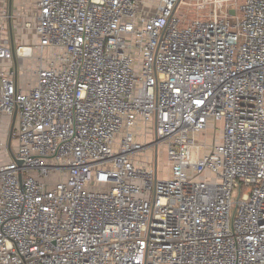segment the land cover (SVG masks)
Returning <instances> with one entry per match:
<instances>
[{
  "label": "built area",
  "instance_id": "obj_1",
  "mask_svg": "<svg viewBox=\"0 0 264 264\" xmlns=\"http://www.w3.org/2000/svg\"><path fill=\"white\" fill-rule=\"evenodd\" d=\"M37 7L0 27V264H264V0Z\"/></svg>",
  "mask_w": 264,
  "mask_h": 264
},
{
  "label": "rangeland",
  "instance_id": "obj_2",
  "mask_svg": "<svg viewBox=\"0 0 264 264\" xmlns=\"http://www.w3.org/2000/svg\"><path fill=\"white\" fill-rule=\"evenodd\" d=\"M13 7H12V19H0V27L3 26L4 29L2 31L4 32V35L7 39H10L11 32L10 27L13 28V35L14 38H16L20 43L24 44H34L36 36L33 29H29L26 27L27 23L32 25L33 27L37 24V13H38V0H12ZM154 2L157 4L158 0H154ZM10 5V0H4V9L1 10L0 14L3 15L4 13H8ZM190 17H198L197 12L194 10L190 13ZM151 134H147L146 137H142L141 140L144 142L145 139L149 140ZM215 141L219 140V135L214 134V131H208L207 136L205 138H199V142L207 143L210 145H213ZM165 162L163 160V156L159 155V163ZM167 174V175H166ZM160 176H168V171L163 170L161 168L160 170Z\"/></svg>",
  "mask_w": 264,
  "mask_h": 264
},
{
  "label": "water",
  "instance_id": "obj_3",
  "mask_svg": "<svg viewBox=\"0 0 264 264\" xmlns=\"http://www.w3.org/2000/svg\"><path fill=\"white\" fill-rule=\"evenodd\" d=\"M12 6H13V2H12V0H10V8H12ZM232 14H234L233 11H232ZM10 32H11V34H13V28H12V26L10 27Z\"/></svg>",
  "mask_w": 264,
  "mask_h": 264
}]
</instances>
